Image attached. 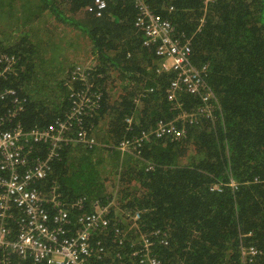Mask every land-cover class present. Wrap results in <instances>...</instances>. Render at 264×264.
I'll return each mask as SVG.
<instances>
[{
	"label": "trees",
	"instance_id": "trees-1",
	"mask_svg": "<svg viewBox=\"0 0 264 264\" xmlns=\"http://www.w3.org/2000/svg\"><path fill=\"white\" fill-rule=\"evenodd\" d=\"M141 1L167 18L176 36L190 38L196 66L208 65L217 99L210 114L199 111L198 96L180 94L176 108L167 99L173 74L157 72L161 59L142 45L134 26L137 0H105L100 14L94 0H1L7 12L14 8V32H26L14 39L0 34V54L15 57L14 71L0 81V91H13L0 98V127L45 129L64 118L69 87H84L70 72L91 60L87 77L100 98L84 128L95 143L62 145L48 161L49 174L35 184L41 191L58 184L71 219L111 205L117 229L91 233L103 253L90 264H264V0ZM61 24L87 35L90 58L66 68L57 53L44 57L43 46L58 52L63 40L73 45L71 37L56 43L51 36L50 28ZM182 110L196 121L183 120ZM159 121L185 132L151 134ZM145 132L139 146L118 147ZM35 147L47 157L46 145ZM78 200L81 207L70 206ZM249 247L258 253L243 254ZM5 256L31 264L0 246V263Z\"/></svg>",
	"mask_w": 264,
	"mask_h": 264
},
{
	"label": "built area",
	"instance_id": "built-area-1",
	"mask_svg": "<svg viewBox=\"0 0 264 264\" xmlns=\"http://www.w3.org/2000/svg\"><path fill=\"white\" fill-rule=\"evenodd\" d=\"M203 1L207 5L213 0ZM94 4L96 13L100 14L105 0H94ZM136 6L134 25L142 31V45L153 47L154 54L162 59L160 70L173 73L165 89L167 99L176 108L181 105L180 93L198 96L203 101L199 111L210 114L216 105L212 103L217 101L216 94L207 83L208 65L198 67L191 60L190 38L176 36L174 25L167 18L152 12L141 0H137ZM14 62L13 55L0 54V81L14 71ZM91 63L88 60L70 72V79L82 82L84 87L82 90L69 87L71 105L64 118H57L45 129L24 130L20 124L9 129L0 127V246L23 260L30 258L31 264H90L94 258H99L98 252H103L99 241H96V249L93 247L91 233L99 228H116L109 217L108 206H96L91 212L78 213L75 219H71L58 184H51L47 191L35 186L37 181H42L49 174L48 161L59 155L57 149L62 145L95 143L84 128L85 116L100 98L99 93L91 91L93 85L87 77ZM12 93V90H1L0 98ZM13 103L19 109V101L13 99ZM179 116L189 123L196 121V115L191 112L182 110ZM184 132L172 122L159 121L156 125L157 135L170 134L180 138ZM142 137L146 139L148 134L143 133ZM141 139L134 142L138 143ZM39 144L46 145V158L41 157L35 147ZM128 144L129 141L124 140L120 148L126 149ZM81 205V200L70 204L73 208ZM138 216L135 213L132 218L135 220ZM148 244V240L143 238L142 246L146 249ZM257 253L254 247L243 251L247 256ZM116 256L121 257L120 254ZM149 263L160 264L153 259H149ZM0 264L12 262L5 256Z\"/></svg>",
	"mask_w": 264,
	"mask_h": 264
},
{
	"label": "rangeland",
	"instance_id": "rangeland-1",
	"mask_svg": "<svg viewBox=\"0 0 264 264\" xmlns=\"http://www.w3.org/2000/svg\"><path fill=\"white\" fill-rule=\"evenodd\" d=\"M5 8L6 7L4 6L3 7L0 6V34L1 35L7 34L12 39H14V34H19L20 37H23V35L26 32V31H23V29H20L18 32H14V8L13 10L9 11L11 12V14L7 12ZM51 26H56V25H51ZM36 29H38V27H36ZM71 29L74 30L72 27L68 26L67 28L62 24L57 26V30H55L54 28H50L51 30L50 33H54L51 36L55 37L56 41H58L60 37H64V36H66L67 38L71 37L74 39L73 45L71 44L69 48L65 46V40H63L62 42L61 41L56 42V43L61 42L60 45H62L63 47L58 52H57V49L56 48L53 49L52 46H50L49 48H47V46H43V47H46V49L45 50L42 49L43 52L46 53L44 57L47 56L48 58V54H49V57L52 58L55 53L61 56L62 57L61 62L65 64L66 68L70 67L74 63L75 60L88 59L91 56L87 35L83 34L82 31L71 32ZM75 34L77 35L74 36ZM16 37L18 38V36ZM45 41L42 42V44L46 43ZM56 66H58V64H56ZM117 83H120L119 77H118ZM117 87H120V86H117ZM107 182L109 183L110 181L108 180ZM116 207L117 206L114 205V208H113L114 211Z\"/></svg>",
	"mask_w": 264,
	"mask_h": 264
},
{
	"label": "clouds",
	"instance_id": "clouds-1",
	"mask_svg": "<svg viewBox=\"0 0 264 264\" xmlns=\"http://www.w3.org/2000/svg\"><path fill=\"white\" fill-rule=\"evenodd\" d=\"M135 26V25H134ZM136 27V26H135ZM161 63H162V59H161V62H160V64L158 65V67H157V69H156V71L157 72H170V71H165V70H160L159 69V67H160V65H161ZM172 73V72H171ZM173 74V73H172ZM166 93V92H165ZM180 94H182V93H180ZM179 94V95H180ZM183 94H185V93H183ZM178 95V96H179ZM166 97H167V95H166ZM179 102H180V99H179ZM129 120V121H128ZM126 121L127 122H130V118H127L126 119ZM165 122H171V121H165ZM157 125V124H156ZM156 125L153 127V129L150 131V133L151 134H156ZM146 134H148V136H149V133H147V132H145ZM139 138H142L141 140H143L144 138L142 137V135L139 137ZM134 140L135 139H129V140H125V141H129V144H128V146L126 147V149H121L120 148V143L122 142V141H124V140H122L119 144H118V147L121 149V150H127V149H130V148H135V147H137V146H139L140 144H141V141L140 142H134ZM106 206H108V209L109 208H111V205L109 204V205H106ZM109 215H110V209H109ZM111 218V217H110ZM113 219V218H112ZM113 222H114V220H113Z\"/></svg>",
	"mask_w": 264,
	"mask_h": 264
},
{
	"label": "flooded vegetation",
	"instance_id": "flooded-vegetation-1",
	"mask_svg": "<svg viewBox=\"0 0 264 264\" xmlns=\"http://www.w3.org/2000/svg\"><path fill=\"white\" fill-rule=\"evenodd\" d=\"M93 247L96 249V241H93ZM103 252H98V255H99V258L101 257V254H102ZM98 258V259H99ZM100 259H102V258H100ZM95 260H97L96 258H94L93 259V262H95Z\"/></svg>",
	"mask_w": 264,
	"mask_h": 264
},
{
	"label": "crops",
	"instance_id": "crops-1",
	"mask_svg": "<svg viewBox=\"0 0 264 264\" xmlns=\"http://www.w3.org/2000/svg\"><path fill=\"white\" fill-rule=\"evenodd\" d=\"M88 44H89V43H88ZM133 232H134L133 230H130L129 234H130V235H132V234H133ZM133 237H134V239H136V235H135V236H133Z\"/></svg>",
	"mask_w": 264,
	"mask_h": 264
}]
</instances>
